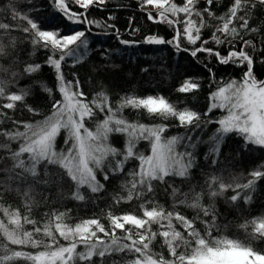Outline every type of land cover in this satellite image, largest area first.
<instances>
[{
	"label": "snow or ice",
	"instance_id": "6c2138e0",
	"mask_svg": "<svg viewBox=\"0 0 264 264\" xmlns=\"http://www.w3.org/2000/svg\"><path fill=\"white\" fill-rule=\"evenodd\" d=\"M72 2L87 11L105 5L107 0ZM139 2L141 8L151 5L156 9L155 14H146L149 20L167 24L174 33L170 40L150 35L144 43L172 44L193 58L204 54L221 65L246 70L238 80L217 81L208 68L215 87L203 115L189 108L179 109L163 96L126 94L113 101L101 89L89 98L79 78L73 74L74 79H68L63 71L69 57H74L73 66L81 62L82 57L76 53L81 45L87 47L85 32L61 35L59 29H43L9 0L0 9L4 14L0 19V164L4 165L0 166V264H97V259L104 264L106 257L116 254H121L122 264H264V253L219 234L227 225L217 222L215 206L216 198L229 191L233 194L227 199L233 205L240 201L250 204L258 182L264 180V162L246 176L234 175L229 181L209 174L200 191L190 188L182 192L174 184L176 177L182 181L190 177L200 144L208 145L207 156L213 157V165L231 133L241 136L246 145L264 148V80L253 73L257 52L264 62V23L254 26L257 11L264 10V0H229L223 15L212 10L217 0H205L204 7H200V0H182L179 4L176 0ZM50 3L74 23L99 26L84 12L71 11L69 0ZM206 29L210 33L207 39L203 37ZM15 32L27 37L33 52L44 49L49 53L45 63L55 73V92L33 81L52 98L46 114L26 103L30 88L20 86V81L37 73L41 65L24 62L18 67L21 60L16 54L19 41ZM199 88L198 82L186 79L177 91L190 93ZM18 104L40 118L14 119L8 110L14 112ZM126 109L144 112L161 122L129 120L124 115ZM215 110L221 115L212 119ZM170 120L176 123H165ZM208 124L217 127L204 140L199 133ZM171 126L184 129V133L169 134ZM116 134L124 137L123 148L111 143ZM141 142H146L147 152L139 149ZM130 163L133 166L129 168ZM50 169H55L58 181L52 179ZM113 176L123 177L113 204L135 201L140 214L108 211L107 226L95 216L69 223L68 209L52 208L44 212L42 221L32 218L33 206L38 203L33 197L34 186L67 183L71 191L60 198L84 202L87 193L104 189L98 177L108 181ZM161 187L166 193L170 190V208L156 200ZM12 193L21 198L23 210L6 202L5 197ZM206 197L211 203L204 202ZM44 202L47 204L48 199ZM183 209H191L194 214L186 215ZM239 227L253 239H264V216L246 220ZM157 243L167 250V256L155 250ZM121 261L114 260L113 264Z\"/></svg>",
	"mask_w": 264,
	"mask_h": 264
},
{
	"label": "trees",
	"instance_id": "16d2710c",
	"mask_svg": "<svg viewBox=\"0 0 264 264\" xmlns=\"http://www.w3.org/2000/svg\"><path fill=\"white\" fill-rule=\"evenodd\" d=\"M14 2L43 29H59L61 35L73 34L76 31L85 32L83 39L86 41L87 47L81 45L76 53L82 57L81 62L73 66L74 57H69L63 65V71L68 79H74L73 74L79 78L81 88L89 98L101 89L105 90L113 101L126 94H134L139 97L163 96L179 109L189 108L203 115L209 106V94L215 87L208 68L212 69L217 81L238 80L246 70L232 64L221 65L213 57L204 54L193 58L188 52L178 51L172 44L144 43L147 36L155 35L170 40L174 33L167 24L149 20L146 15L149 11L141 8L139 0H107L105 5L92 6L87 11L69 0L71 11L84 12L89 20L98 21L99 26L95 23L81 24L68 20L62 13L56 11L50 0H14ZM176 2L179 4L182 0H176ZM8 3L9 0H0V9L7 6ZM228 4L229 0H217L212 5V10L217 15H223ZM204 6H206L205 0H200V7ZM152 13L155 14L154 11ZM3 15L0 13V19L3 18ZM261 23H264V10L257 11L254 26H259ZM209 34V30L206 29L203 32V37L207 39ZM13 35L19 41L16 54L20 57L21 63L18 67H22L24 62L41 65L37 73L30 77H24L20 81V86L30 88V95L27 97L26 103L41 114H46L49 111L52 98L33 81L42 82L53 88L55 92V73L45 63L49 53L44 49H37L33 52L32 46L24 34L15 32ZM256 39L258 40L259 36ZM121 40L133 43L126 45L122 44ZM209 46L217 47L214 44ZM222 54H226V52L222 51ZM205 64H207V68ZM253 73L258 80H264V62H261L259 52L256 54ZM186 79L195 80L200 84V88L195 92L179 93L177 88ZM55 95L56 98H59L58 93ZM8 111L9 115L16 120L30 121L40 118L34 117L20 104L14 112ZM124 115L129 120H139L143 123L161 122L159 119L149 117L144 112H136L132 109H126ZM220 115V110H215L211 113V118L216 119ZM165 123L174 125L176 122L170 120ZM216 127V124H208L199 135L202 139L207 140L215 133ZM183 133L184 129L182 128L175 126L169 128L171 135ZM111 143L117 148H123L124 137L118 134L113 135ZM59 146H63L62 138L59 141ZM138 147L141 151L147 152L146 142H141ZM207 152L208 145L200 144L196 149V166L192 169L190 177L183 181L182 178H174L175 186L179 187L182 192H188L190 188L200 191L205 187V180L209 174L222 176L225 181H229L234 175L243 174L246 176L260 162H264V148L246 145L243 138L236 133L225 137L215 165L210 163L213 157H208ZM0 166L4 165L0 164ZM132 166V163L128 165L129 168ZM50 172L52 179L58 181L59 177L56 175L55 169H50ZM98 178L104 184V189L96 194L87 193L88 199L84 202L60 198L62 193L71 191L67 183L34 186L33 197L38 203L33 206L32 218L42 221L44 212L52 208L61 211L68 209L70 210L69 223L95 216L99 217L107 226L106 213L108 211L117 215L125 212L140 214L135 201L113 204L112 198L119 191L122 176H113L108 181H103L102 177ZM169 193H166L163 187L158 188L156 192V200L166 208H170L172 204V197ZM232 194L231 191L226 192L223 197H217L215 200V206L219 213L217 222L220 225H227V228L219 234L239 240L254 250L264 253V239H253L248 232L239 227L246 220L264 216V180L258 182L255 192L252 193L253 199L250 204L240 201L233 205L227 199ZM46 198L48 199L47 204L44 202ZM5 200L13 207L19 206L23 210L22 200L15 193L6 196ZM204 202L211 203L207 197ZM183 211L186 215L194 214L191 209H183ZM25 228L30 230L31 226L26 225ZM27 250L34 251L33 249ZM155 250L162 251L167 256V250L161 249L158 243ZM114 260L121 261V254L106 257L104 264H113ZM97 264H100L98 259Z\"/></svg>",
	"mask_w": 264,
	"mask_h": 264
},
{
	"label": "rangeland",
	"instance_id": "374dc122",
	"mask_svg": "<svg viewBox=\"0 0 264 264\" xmlns=\"http://www.w3.org/2000/svg\"><path fill=\"white\" fill-rule=\"evenodd\" d=\"M143 9L146 11H149V12H153V11L156 12V9L151 5H147V6L143 7Z\"/></svg>",
	"mask_w": 264,
	"mask_h": 264
}]
</instances>
